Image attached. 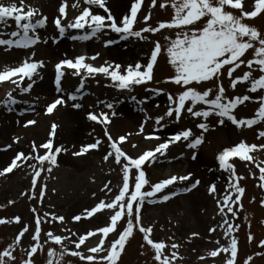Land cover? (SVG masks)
Segmentation results:
<instances>
[{"label": "rangeland", "instance_id": "1", "mask_svg": "<svg viewBox=\"0 0 264 264\" xmlns=\"http://www.w3.org/2000/svg\"><path fill=\"white\" fill-rule=\"evenodd\" d=\"M107 1V8H110L112 0ZM13 2L17 5L20 4V0H3L5 5ZM63 2L64 0H25L26 5L38 10V15L33 17L34 21L47 17L46 25L38 28L36 32L40 37V42L29 48H20L18 51L10 50L11 52L7 46L0 45V72L18 67L26 59L29 62L43 61L44 63L43 67L38 68L37 74L32 80L25 78L22 87L32 84L29 92L20 90L13 92L18 101L16 104L5 106L3 103L7 98V94L13 91L16 85L9 81L0 83V96L5 95L4 101L0 103V152H10L9 155H11L5 158L0 167L13 159L25 143L30 151L29 155H35L32 148L33 142L37 146L47 143L54 123L59 126L57 128V135L59 136H61V132L65 127L78 128L77 122L96 127L102 134L98 138L104 141V149L100 152L94 149L87 154L75 156L73 153L79 152L82 145L92 144L97 140L94 137L75 139L76 143L72 145L73 148L66 149L63 155H58V166L45 164V171L35 188L36 199L31 198L34 174L32 167L28 165L36 164L37 170H39L38 161H29L27 166H23L20 171L18 170L12 175H0V219L10 221L9 223L0 224V253L13 245L12 251L15 256V260H9L8 264H23L28 259L27 252L35 243L32 237L35 233L37 213L42 218L45 213H55L58 216H64L66 219L63 224L59 221L52 222L50 218L47 222L42 223L40 243L44 245V249L34 256L35 264H46L49 249L55 248L57 252L61 251L59 245L48 240L47 233L49 231L56 235H67L64 231L67 228L83 235L87 231L97 230L110 224V216L114 214L111 210H104L92 218H84L80 222L74 223L72 219L75 215L84 214L85 209H91L101 200L111 202L122 186L123 173L120 166L115 164L113 158L108 161L104 160L108 152L112 151L110 141L105 136L104 126L89 120L87 118L89 112L96 114L106 112L110 116L113 112L115 113L112 116V123L108 126L109 130L117 141L121 136L128 137L121 147L133 158H137L146 151L155 150L159 144L168 141L174 134L191 129L192 137L189 141L182 139L178 143H173L166 156H159L156 163H149L144 166V171L149 180V185L144 188L145 191L151 190V185L171 176L179 177L192 174L191 180L177 181L176 184L165 189L163 193L157 194L156 202H145L141 213L144 227L153 228L152 239L156 242L163 241L169 245L165 254L171 255L174 251L178 253L180 259L176 261V264H225L230 255L229 253H222L215 258L208 256L211 250H215L221 245L228 246L230 243L231 237L225 239V228L217 227L224 218L229 219L239 227V231L235 233L239 241L236 264H246V261H248V264H264V246L260 244L264 240V206L261 205V200H264V187L259 186L264 184V181L259 179L260 170L256 166L257 163H260L261 167H264V150L257 148L251 153L255 158V162L243 161L239 157H235L230 161L235 165L236 175L244 177L240 181V185L246 190L242 198L243 208L241 209L239 205L236 206L237 216H232L229 213L227 217H221L216 202L217 198H223L226 191H235L234 188L229 187L231 183L229 178L233 174L221 169L217 159L219 153L240 142H245L247 145H264V138H258V133L264 131V121H260L251 127H237L226 118L223 125L219 124V117L215 114L209 116L207 121L203 117L191 116L187 111L183 113L178 122L174 116L172 118L166 117L165 113L170 106L167 94L171 93L176 96L184 90L174 83L165 82L175 75V69L170 64L167 55L168 41L165 37L175 39L178 30L164 29L159 33L146 34L149 37L146 41L139 40L134 36L122 38L121 34L110 29L87 40L72 39L71 37L83 36L90 30L68 29L63 36L59 34L54 21L60 15L59 8ZM134 2L135 0H127V6L123 14L111 12L120 21L124 15H130V9ZM67 3V19L63 20L65 25L71 23L87 7L84 0H80V6L75 8L72 5L76 4L77 0H67ZM162 3H164V0H158L157 6L153 8L152 0H144L143 5L138 10L135 30L139 31L146 26L157 27L160 22L171 21L174 10L171 6L167 8L160 7ZM244 4L246 10L252 11L254 10L255 0H244ZM52 5V9L48 8ZM228 10L240 15L238 10L231 8ZM93 12L107 15L103 9L94 6ZM149 14H151V19L146 24L145 17ZM204 22L202 20L195 27H202ZM244 23L255 27L264 34V14L256 18H245ZM14 30H17V28L15 21L12 19H9L6 24H0V38H10L9 34ZM109 40L113 43L106 46V41ZM156 41L160 42L164 50L159 55L154 67V79L145 85H136L131 90H121L110 77L104 74L93 75L84 79V76L87 75L86 72L77 76L74 75L75 70L68 69L70 70L68 71L66 68L61 82L62 91L56 93L51 91L49 94H42L37 91V87L45 82L51 87L53 84L56 85L53 65L57 61L63 59L74 60L76 57L84 55L88 57L86 63L96 67L105 65L107 62L110 65L120 64L123 66L121 71H126L128 65L134 66L138 62L146 66ZM64 45L69 46V48L63 49ZM93 56H97V58L95 60L91 59ZM253 57L254 50L250 49L245 53L243 59L247 61L253 59ZM246 71H249V69L245 64L237 70L235 75L241 76ZM252 72L254 78H258L261 74L255 69V66ZM222 80L229 98L245 94L253 96L252 101H247L234 110L237 119L255 117L256 110L260 107L259 97L264 96V90H259L257 93H248L247 88L250 87L248 82L239 84L233 90L229 87L230 79L227 75V69L224 70ZM81 83L84 87L77 91ZM217 83L218 81L213 80L210 83H194L192 86L202 92L207 88H214ZM70 94H76L78 99L72 101L68 98ZM214 95L215 93H213V98ZM61 97L67 101L66 105L59 106L52 115L46 114L47 106ZM133 97L136 99L134 100ZM145 98L147 99L145 100ZM141 101L144 102L140 103ZM75 103L80 104L81 107L74 108L73 104ZM109 103L113 105L111 109L106 107ZM18 104L19 106L16 108ZM7 107H9L11 114L3 111ZM207 107V105H199L197 110ZM67 111L74 112L72 121L68 124L61 120ZM127 111L131 113L127 114ZM160 116H165V119L158 125L156 118ZM42 119L43 121H41ZM9 120L10 123H8ZM29 120H34L36 123L25 127V122ZM117 121L119 122L118 127L115 125L113 127V123ZM202 122L207 123L208 131L203 132V143L197 148L191 149L187 145L192 139L202 134V130L197 127ZM142 123L144 124V131L140 133ZM37 129H40L37 133L43 129V134L39 133L37 138H33L30 133L35 132ZM93 130V127L90 128L91 132ZM163 131L167 133L162 134ZM149 134L159 136L160 139L148 140L145 137ZM57 135L54 143H56ZM16 138H19L18 143L13 142ZM9 145H11L10 148ZM45 152L46 150L43 148L40 149L41 155H44ZM194 154L195 159H193ZM77 158H81L80 162H77ZM66 159L68 161H65ZM48 167H52L51 172L46 170ZM136 174L137 170L133 169L131 174V185L133 187ZM217 174L220 175V182L214 179ZM196 180L201 181L196 188L191 191H183L184 188L190 187ZM109 181H111L110 191L106 192L103 189ZM45 184L47 185L46 196L43 203H41L39 195ZM212 184L217 186V193L214 195H210L208 191ZM25 192H28L29 195L25 196ZM171 192H176L177 195L172 196L168 201L160 199V196ZM201 196L202 199H206V202L198 199ZM12 201L14 203H11ZM33 208L37 209V213L32 212ZM17 216L21 217V223L15 222L14 218ZM126 225L127 220L125 219L119 223L118 230L115 233L109 234L105 242L106 248H110L111 243L118 239L119 234ZM26 226L29 227V231L22 237L18 245L15 244L16 237ZM213 227H217L215 233L209 231ZM193 233L199 235L193 236ZM249 233L253 237L251 243L249 242ZM101 238L102 234L89 238L86 241V246H82L80 250L86 255L90 254L88 248L96 246ZM217 240L220 241V245L216 244ZM65 243L74 249V245L67 241ZM172 243H177L180 247L172 249ZM96 255L98 257L105 256L107 252ZM153 256L154 250L144 241L143 233L136 230L133 237L126 244L118 264H156ZM200 257H206V259L201 260ZM249 257L252 258L251 261L248 260ZM63 264H87V262L81 261L78 257L65 255Z\"/></svg>", "mask_w": 264, "mask_h": 264}, {"label": "snow or ice", "instance_id": "2", "mask_svg": "<svg viewBox=\"0 0 264 264\" xmlns=\"http://www.w3.org/2000/svg\"><path fill=\"white\" fill-rule=\"evenodd\" d=\"M158 0H152V7L157 6ZM84 4L87 7L78 15L71 23L65 25L63 20L67 19V0H64L59 8L60 15L54 21L55 27L59 34L63 36L68 29H88L90 32H86L83 36L71 37L72 39H90L97 36L99 33H103L106 30H111L115 33L121 34L122 38L126 36H134L139 40H148V35L159 33L164 29H177L175 39L171 37H165L168 41L167 55L169 56V62L175 69V75L170 77L167 82L174 83L181 86L184 90L173 96L168 93L169 108L165 113L168 118L175 117L178 122L185 111L194 117H203L207 121L208 117L215 114L219 117L218 123L223 125L225 118L237 127L247 126L251 127L260 121H264V96L259 97L260 107L256 110V115L253 118H241L237 119L234 115V110L244 104L247 101H252L253 96L245 94L243 96H235L229 98L227 96V90L223 85L222 77L224 70L227 69V75L230 79L229 87L235 90L241 83L248 82L250 87L247 88L248 93H257L259 90H264V34L258 29L244 23L245 18H256L257 16L264 14V0H255L254 10L248 11L245 9L244 0H164V3L160 4V7L167 8L171 6L174 10V16L169 22H160L157 27L146 26L139 31L135 30V24L137 23L138 10L143 4V0H135L130 9V15H124L123 18L118 21L112 14L111 10L107 8L106 0H84ZM80 0L72 5V7H79ZM93 6L98 9H103L107 15L96 14L93 12ZM238 10L240 15H236L234 11ZM27 9V10H26ZM38 15V10L25 4V0H20V4L15 2L5 5L3 0H0V24H6L9 19L15 21L17 30L12 31L8 39L0 38V45L11 48L13 46L19 48H29L38 42H40L39 35L36 34L37 29L44 27L47 23V17H43L38 20H33V17ZM151 19V14L145 17V23ZM205 21L202 27H195L201 21ZM113 43V41H106V46ZM254 50L253 59L245 61L243 59L245 53L248 50ZM164 50L159 41L154 42V48L151 51L148 63L145 65L139 62L133 65H128L126 71H121L122 65L114 64L110 65L107 62L105 65L96 67L92 64L86 63L88 57L81 55L73 59L60 60L55 65V84L57 91H62V78L65 75V69H73L74 75L80 76L86 72L84 79L93 75L104 74L110 77L116 86L121 90H131L136 85H145L154 79L153 70L157 63L159 55ZM98 56V54H97ZM97 56L91 57L95 60ZM247 65L249 71H246L241 76H236L235 73L241 68L242 65ZM44 66L43 61L29 62L26 59L21 65L15 68L6 69L0 72V83L9 81L16 85L13 91L7 94V98L3 102L5 106L18 103L13 92L20 90L22 92H29L32 88V84H28L27 87H22L25 78L32 80L37 74L38 68ZM258 70L261 74L258 78L253 77L252 70ZM218 81L214 88H207L204 91H199L192 85L201 84L204 82ZM84 85L81 83L80 88L77 91L83 89ZM163 91V90H161ZM213 93H215L213 98ZM69 99L76 101L78 96L76 94H70ZM135 100L136 98L133 97ZM147 98H145L146 100ZM141 101L140 103H143ZM190 102V106H189ZM67 101L64 98H58L52 102L46 108V114H53L54 111L61 105H66ZM207 105V108H201L197 110V106ZM74 108H80L78 103L73 104ZM107 108L111 109L112 104H107ZM143 111V109H141ZM106 112L96 114L89 112L87 118L91 121L97 122L104 126L105 136L110 141V148L108 154L104 157L105 161L113 158L115 164L120 166L122 170V186L119 188L118 194L115 195L111 202L101 200L96 206L91 209H85L84 214L75 215L72 219L73 222H80L84 218H92L97 213L104 210H111L114 214L110 216V224L97 230L87 231L85 234L80 235L71 229H64L67 235H56L49 231L47 238L49 241L59 245L61 251L57 252L55 248L48 250V260L46 264H63L65 255H71L78 257L81 261H86L87 264H118V261L125 250V246L133 237L134 232L139 230L143 233V239L148 246L154 250L153 259L156 264H176V261L180 259L177 252H172L171 255H166V249L169 247L165 242H156L152 239V227H144L142 223V208L145 202L154 203L157 194H161L169 186L177 183V181H189L192 178V174L185 176H171L151 185V190L145 191L146 185H149L144 166L149 163H156L159 156H166L168 149L173 143H178L182 139L189 141L192 137L191 129L184 130L171 136L168 141L159 144L155 150H149L139 155L137 158H133L122 150L121 145L127 141V136H121L119 140L113 138L109 125L112 123V116ZM165 116L156 118V123L159 125L161 121L165 119ZM36 121L29 120L25 122V127L34 125ZM59 126L55 123L52 125L50 133V139L47 143L37 146L33 142L32 148L35 155H26L23 152L18 153L11 161L10 165L0 171V175L12 173L15 169L28 165L31 160L39 162V170H37L36 164L28 165L33 169L32 180V192L31 198L36 199L35 188L39 182L42 173L45 171V164L52 166H58L57 157L62 151L66 149L61 146L57 148L55 146V137L57 135V128ZM202 130V134L195 139H192L188 143V147L191 149L197 148L203 143V132L208 131V125L206 122H202L197 125ZM144 131V124L140 125V133ZM131 135V134H129ZM146 139H160L159 136L149 134ZM258 138H264V131L258 133ZM16 142H19V138H16ZM103 140L97 138L95 143L82 145L79 152H74L73 155L80 156L87 154L91 150H99ZM9 148L11 145L8 146ZM46 150L44 155L40 154V149ZM257 148L264 150V145H247L245 142L224 149L219 153L217 159L222 170L228 171L233 175L230 176V188H234V192H225L222 199L217 198V205L219 214L221 217H227L229 213L232 216H237L236 206L242 209V198L245 195V188L240 185V181L244 177L236 175L235 165L230 161L239 157L243 161L255 162V158L251 155ZM159 154V155H158ZM195 159V154L193 155ZM257 168L260 170L259 179L264 181V167H261L260 163H257ZM137 170L135 175L134 187L131 185L132 171ZM48 172L52 171V167L46 169ZM201 183L200 180H196L190 187L184 188L183 191H191ZM111 181L104 186V191H110ZM264 187V184L259 185ZM47 185L45 184L40 192L39 200L43 203L46 196ZM209 194L214 195L217 193V186L212 184L209 189ZM25 196L29 193L25 192ZM95 195V194H94ZM177 195L176 192H171L160 196L162 201H168L172 196ZM11 203H14L12 201ZM261 205L264 206V200H261ZM33 213H37V209H32ZM48 218L52 222L59 221L61 224L65 223L64 216H58L55 213H45L42 218L38 213L36 214L35 233L32 237L35 242L27 252L28 259L23 264H35L34 256L43 251L44 245L40 243L42 236L41 225L48 221ZM127 220V225L124 230L119 234L118 239L113 241L110 248L105 247V242L110 233H115L118 230L120 222ZM16 223H21V217L14 218ZM7 219H0V224L9 223ZM217 227L225 228V239L231 237L228 246L221 245L215 250H211L208 253L210 257H218L222 253H229L230 255L225 261V264H236L238 255L239 241L235 235L239 231V227L233 224L229 219L224 218ZM217 227L211 228L209 231L215 233ZM29 231V227L26 226L22 229L19 235L16 237L15 244L21 242L22 237ZM102 234V238L98 244L94 247L88 248L90 254L86 255L80 249L82 246H86V241L89 238ZM193 236H198V233H193ZM253 237L249 233V242L251 243ZM69 242L74 245V249L70 248L65 242ZM47 243V241H45ZM217 245H220V241H216ZM261 246H264V240L260 242ZM13 245L9 246L0 253V264H8L9 260H15L13 255ZM143 247V245H142ZM180 247L177 243H172V249H178ZM107 252V255L98 257L96 254ZM258 255H260L258 253ZM201 260L206 257H200ZM251 257L248 258L251 261ZM248 264V261H246Z\"/></svg>", "mask_w": 264, "mask_h": 264}, {"label": "bare ground", "instance_id": "3", "mask_svg": "<svg viewBox=\"0 0 264 264\" xmlns=\"http://www.w3.org/2000/svg\"><path fill=\"white\" fill-rule=\"evenodd\" d=\"M109 1L110 0H108L107 2H109ZM126 2H127V0H112L110 2V8L112 10L110 8L109 9L111 11L115 12V13L123 14V11H124V9L127 6V3ZM52 7H53V5L50 6V7H48V8H51L52 9ZM66 48H69V46L64 45L63 46V49H66ZM14 51H17V48H15ZM37 91H38V93L40 92L42 94H47V93L49 94L51 91H53L54 93L55 92H58L57 89H55L54 87L48 86L46 82L43 83L41 86L37 87ZM3 101H4V96H2L0 98V103H2ZM3 111H5V112H7V114H9L8 112H10V109H9V107H7V109H5ZM129 113H131V112H128L127 111V114H129ZM73 115H74V112L67 111V112L64 113V115H63V117H62L61 120L63 122H67L66 124H68V122L72 121L71 119L73 118ZM34 119H36V117H34ZM41 121H43V119ZM8 123H10V120L8 121ZM77 123H78V126H79L78 128L73 129V128H67V127H65V129L61 132V136L57 135L56 143H55V146L57 148H59V146L60 147L63 146L65 149H68L69 150L70 148H73L72 145H75V143H76L75 139L80 138V137H82V138L85 137L87 139L94 137L95 139H97L99 137V135L101 134V132H99L98 129L96 127H94V126H88L87 124L85 125V124H83L81 122H77ZM118 123H119L118 121L117 122H114L113 123V127H114V125L118 127ZM124 126L127 127L126 125H124ZM92 127H93L94 130L91 132L90 131V128H92ZM113 127H112V129H113ZM32 129H34V128H32ZM38 131H40V129H37L35 132H33V133L31 132L30 133L31 135H33V138H37V136L39 135V133L40 134H43V129H42L41 132L37 133ZM102 133H104V132L102 131ZM166 133L167 132H163V134H166ZM13 137H16V136H13ZM58 138H59V141H58ZM103 149H104V144L101 145V147L99 148V150H97V152H100ZM20 152H23L26 155H29L30 154L29 149L26 147V143L22 145L21 149L17 153H20ZM64 152L65 151L60 152L59 156L60 155H63ZM9 154H10V152H0V164L5 160V158H7L8 156L9 157L11 156ZM68 159H66L65 161H68ZM80 159L81 158H77V162H80ZM11 161H12V159L10 161H8L3 167H0V170L2 171L5 167L9 166L10 163H11ZM70 161H72V159H70ZM25 166H27V165H25ZM22 167L17 168L12 173H8V174H11L12 175L13 173L17 172L18 170L20 171L22 169ZM214 179H216L217 182H220V175L219 174L215 175L214 176ZM198 199L200 201L206 202V199L205 198L202 199V196L199 197Z\"/></svg>", "mask_w": 264, "mask_h": 264}]
</instances>
